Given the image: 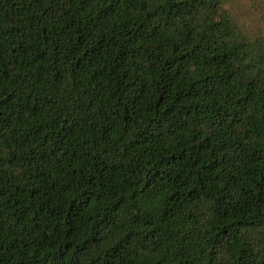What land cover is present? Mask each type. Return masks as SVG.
<instances>
[{"label": "trees", "instance_id": "16d2710c", "mask_svg": "<svg viewBox=\"0 0 264 264\" xmlns=\"http://www.w3.org/2000/svg\"><path fill=\"white\" fill-rule=\"evenodd\" d=\"M0 264H264V0H0Z\"/></svg>", "mask_w": 264, "mask_h": 264}, {"label": "rangeland", "instance_id": "374dc122", "mask_svg": "<svg viewBox=\"0 0 264 264\" xmlns=\"http://www.w3.org/2000/svg\"><path fill=\"white\" fill-rule=\"evenodd\" d=\"M246 3H248V2L242 3V4H245V5H243V6L240 7V11H242L244 13L250 14L253 9L252 8H249Z\"/></svg>", "mask_w": 264, "mask_h": 264}]
</instances>
